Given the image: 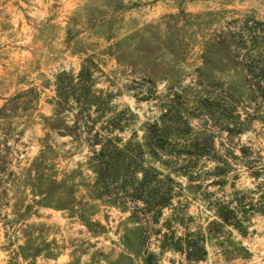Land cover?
Returning <instances> with one entry per match:
<instances>
[{
	"label": "rangeland",
	"instance_id": "rangeland-1",
	"mask_svg": "<svg viewBox=\"0 0 264 264\" xmlns=\"http://www.w3.org/2000/svg\"><path fill=\"white\" fill-rule=\"evenodd\" d=\"M245 18L264 23V0H0V264H186L160 246L196 231L199 264H264V98L229 38ZM87 59L107 103L56 105L58 75ZM174 93L212 146L193 171H159L176 195L155 221L104 191L89 141L142 142ZM236 192L239 228L215 208Z\"/></svg>",
	"mask_w": 264,
	"mask_h": 264
},
{
	"label": "trees",
	"instance_id": "trees-1",
	"mask_svg": "<svg viewBox=\"0 0 264 264\" xmlns=\"http://www.w3.org/2000/svg\"><path fill=\"white\" fill-rule=\"evenodd\" d=\"M232 24L229 38L236 66L245 75L251 91L264 98V23L245 18ZM97 69L96 64L87 59L76 76L65 72L59 74L55 84V104L82 106L88 111L95 107L98 112L107 102L95 90ZM177 97L174 93L165 102L159 118L147 124L142 142L133 138L123 142L119 137L103 135L101 131L95 132L89 141L92 160L104 191L112 194L123 206L134 204L135 211L143 216L150 215L155 221L171 206L176 195L174 180L159 171H193L195 164L212 146L204 131L192 128L189 116L195 113L185 115V111L174 108ZM100 114L105 116L107 112ZM115 117L107 122L108 129L122 132L125 127ZM147 157L160 169L147 165ZM208 158L216 161V157ZM235 196L229 202H218L215 208L219 220L239 228L250 205L243 194L236 192ZM205 241L202 231L188 232L182 237L164 235L160 249L180 253L186 264H199L207 255ZM155 258L151 253L145 263L154 264Z\"/></svg>",
	"mask_w": 264,
	"mask_h": 264
}]
</instances>
